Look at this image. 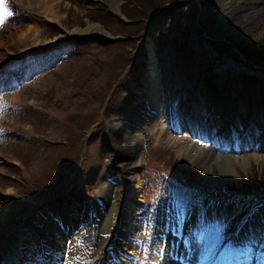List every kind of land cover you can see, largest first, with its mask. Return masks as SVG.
I'll return each instance as SVG.
<instances>
[{"label": "rangeland", "instance_id": "374dc122", "mask_svg": "<svg viewBox=\"0 0 264 264\" xmlns=\"http://www.w3.org/2000/svg\"><path fill=\"white\" fill-rule=\"evenodd\" d=\"M17 2L7 0L12 15L0 27V264H45L44 223L59 224L46 216L52 209L85 222L59 228L61 241L53 236L46 246L49 264H95L101 233L89 229L86 208L120 178L119 140L109 130L137 107L149 110L135 150L140 193L127 201L131 234L123 245L130 246L116 251L109 243L104 264H158L164 251L169 264H186L191 232L203 243L204 264L226 245L233 256L247 253L245 264H263L264 67L242 50L264 48V0H116L115 10L105 0H60L57 20L38 18L40 0ZM89 25L102 29L73 33ZM29 26L40 42L67 34L24 54L19 31ZM184 101L195 102L191 121ZM160 107L167 136L189 141L188 159L172 153V139L155 140ZM209 206L230 211L216 219L211 210L200 221ZM257 223L258 236L232 243L254 235Z\"/></svg>", "mask_w": 264, "mask_h": 264}, {"label": "bare ground", "instance_id": "6f19581e", "mask_svg": "<svg viewBox=\"0 0 264 264\" xmlns=\"http://www.w3.org/2000/svg\"><path fill=\"white\" fill-rule=\"evenodd\" d=\"M14 1L17 2V0H14ZM40 1L42 3L43 8H42V11L40 12L42 14H41V16H38V18H41L44 20H48V19L49 20H51V19L57 20V19H59V16L57 15L58 11L56 9L59 7L60 0H40ZM105 1L114 10L117 8V2L118 1L117 2H116V0H105ZM30 2H31V0H30ZM24 4H26V3H24ZM31 5L32 4H29V7H31ZM39 6H40V4H39ZM38 18L36 19L33 17H28V21L34 22V21L38 20ZM12 23H13V21H12ZM99 31H101V29L98 26L89 25V27L87 29H85V30L75 29L73 31V33L78 34V35H89V34L98 33ZM66 34H67V32H65L64 34H61L60 36H56L52 39L40 42L38 40L39 31L37 30V28L35 26H29L27 28V30H25V31L20 30L19 31V36H20L19 39H20V41L22 40L21 42H23L24 47H23L22 51L24 54H26L28 52L35 51L39 48H45V46L47 47L48 45H52L55 42H58L62 38H64ZM0 72H2V70H0ZM2 76L3 75L1 74L0 77H2ZM155 81H156L155 72L153 71L150 73V81L148 84L149 90H152V91H153V89H154V91L157 90V88L154 86ZM181 88L177 87V89H179L180 92L182 91ZM148 94L152 95L153 98H156V96H158L156 94H153L152 92H150ZM182 101H183V99H182ZM184 103L186 105L189 104V106L192 105L191 106L192 108H191L190 112L188 113V120L191 121L194 118V111H192V109L195 106V105H193V104H195V102L184 101ZM147 110H149V108L147 109L145 107H141V108L137 107L135 110H133V112H130L126 115L125 119L122 121L121 124H119L117 126H113L109 130L110 134H112L113 141L115 140V138H117L119 140V144H118V141H117V143H115L114 149H115V155L118 158L117 164L122 169V173H121V176L119 179L111 180L108 184H103L97 192L98 197L93 198L92 201L90 202V205L92 206V209L94 210L92 222L96 223V225L93 226V228H92V232H94V234L97 231L101 233V238H99V240H98L99 245H98V249H97V257H96L95 264H103V262L107 259V257L109 256L110 253L106 252V247L109 243L115 244V246L117 247L116 251H119L121 249H128L130 246L129 242H128L127 246L123 245V244H125V239L127 237H129V235L131 234V233L127 234V231L125 230V222L127 221V213H129L128 212L129 211V205H127V201L132 199L133 197H135L138 193H140V188H141L140 178H139V174L136 173V170H137L139 163H140V156L137 154V152H135V150H136V147L138 145V142L140 141V131H139V127L141 125L140 122H141V119L143 118V115L148 114ZM186 110H188V109H186ZM263 114H264V112H263ZM214 121H215V118H214L213 114H212V116L210 114V116L206 119V122L210 125V128L213 126ZM258 124L260 127L259 122H258ZM164 125H165V121H164L163 111L160 107V109H159V121H158V125H157V130L155 133V136H156L155 140L158 139V141L163 140V141L168 142V141H171L170 139H172V141H171L172 153L177 154V155L179 154V156H182L185 160L188 159V151L189 150H187V148L185 147V144L189 143V141H187L186 139H183V142H181L182 139H178L177 137H174V138L168 137L166 134V131L164 130V127H165ZM192 134L193 135H191V136H194V135L196 136L197 135L196 130L194 132H192ZM230 151H231V149H230ZM123 153H125V154H123ZM219 159L222 160V158H219ZM215 160H216V156L213 155L212 158L210 159V162L215 161ZM229 161H228V163H226V166H227V164H229ZM45 203H47V202H45ZM44 204L42 201L36 205V208H40ZM211 210H212L213 217L216 219L225 218L228 214V212L226 213V211H230V210L221 211V209H219V208L216 209L214 207L209 206V207H206L205 210L200 212L201 213V215L199 217L200 221L204 220L207 217L206 215L211 214L210 213ZM69 212H71V211H69ZM69 212L64 214V216H66L68 218V220L70 219V215L68 214ZM46 214H47L46 216L48 218H50L51 216L52 217L56 216L53 214H57V213L52 209L50 213L46 212ZM58 214H61V213L58 212ZM71 217H74V216L72 215ZM74 219H75V217H74ZM197 221H198V219H197ZM71 224H72V222L69 220L68 226H70ZM245 224H246V220L245 221L243 220L242 224L239 227L240 230H241L242 225L244 227H246ZM164 227H165V225H164ZM188 229H191V228H188ZM52 230H53V232H52ZM198 230H200V229H198ZM255 230H256V232L254 233V235L253 234L252 235H246V236H241V234L235 235L234 236L235 238L233 239L232 243H236V242H241L243 244H244V242L247 243L246 237H249V236L252 239H254L256 236H258L259 230H261L260 224H258L256 226ZM168 233H170V232H168ZM42 235H44V237L46 239L45 243H46V246L48 248H49V241L52 239L53 236L56 239H58V241H61V238H60L61 234L59 232L58 224H56L55 222H51L49 219H47L46 222L44 223V229L42 231ZM189 235H188L189 237L186 238V242L189 243L190 247L193 246L192 252H191L193 254L190 255L189 253L185 252L186 253L185 256L188 258L187 259L184 257L185 261L187 262L186 264H192V263L204 264L206 262L205 261L206 256L205 255L203 256V254H204L203 243L196 240L198 238V236L194 232H191ZM158 237H160V235ZM234 240H236V241H234ZM183 243H185V240H184V242H182V245H183ZM50 247H52L51 244H50ZM53 248L57 249L54 246H53ZM57 251H58V249H57ZM229 251H230V247L228 245H226L224 250L222 252H219L217 257L214 259V264H245L244 261L249 259V257L247 255L245 256V254H241V253L238 256H231L229 254L230 253ZM164 252H165V255L160 261L163 262V264L174 263L172 258H171V255L166 254L167 253L166 251H164ZM255 259L256 258L251 257V260L253 262ZM152 260H153V258H152ZM157 260H158V258H157ZM190 261L192 263H190ZM161 262H158V264H160ZM67 263H68V260H67Z\"/></svg>", "mask_w": 264, "mask_h": 264}, {"label": "trees", "instance_id": "16d2710c", "mask_svg": "<svg viewBox=\"0 0 264 264\" xmlns=\"http://www.w3.org/2000/svg\"><path fill=\"white\" fill-rule=\"evenodd\" d=\"M248 46V47H247ZM247 46L243 47V54L245 57L252 63L253 65L256 66H261L264 67V48H259L258 44H249ZM233 64L235 62H232ZM243 66H245L242 63ZM230 70H238V69H233L231 68ZM262 73V72H261ZM264 74V73H263Z\"/></svg>", "mask_w": 264, "mask_h": 264}, {"label": "water", "instance_id": "95a60500", "mask_svg": "<svg viewBox=\"0 0 264 264\" xmlns=\"http://www.w3.org/2000/svg\"><path fill=\"white\" fill-rule=\"evenodd\" d=\"M116 15H118L121 19L125 20V17L120 13V11L117 12ZM97 26H98L100 29H102V27H101L100 25H97ZM102 34L109 35V34H107V33H105V32H102ZM109 38L112 39L113 41H116V40H117V38H112L111 36H110ZM91 200H92V199H91ZM91 200H89V204H90ZM83 204H87V205H88L87 201H83ZM86 209L89 210V216H90V219H92V217H93L92 206L90 205V208L87 207ZM79 211H81V210L79 209ZM91 212H92V213H91ZM79 213H80V212H79ZM87 215H88V214H87ZM89 216H88V218H89ZM58 219H59L60 223L62 224L63 228L66 229L67 226L69 225V220H68V218L65 216L64 218H58ZM75 219H76V222L74 221V223H72V225H75V224H76L75 226H77V228H79V227H78V224H79V223L82 224L83 222H85V219H81V217H79L78 215L76 216ZM66 232L68 233L69 231L66 230Z\"/></svg>", "mask_w": 264, "mask_h": 264}, {"label": "snow or ice", "instance_id": "6c2138e0", "mask_svg": "<svg viewBox=\"0 0 264 264\" xmlns=\"http://www.w3.org/2000/svg\"><path fill=\"white\" fill-rule=\"evenodd\" d=\"M7 0H0V27H2L8 17L12 15V12L8 10Z\"/></svg>", "mask_w": 264, "mask_h": 264}]
</instances>
